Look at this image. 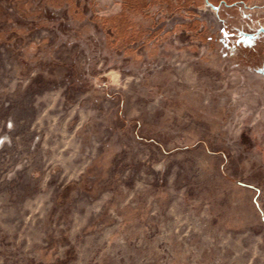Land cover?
<instances>
[{"label": "rangeland", "instance_id": "rangeland-1", "mask_svg": "<svg viewBox=\"0 0 264 264\" xmlns=\"http://www.w3.org/2000/svg\"><path fill=\"white\" fill-rule=\"evenodd\" d=\"M35 2L0 0V264H264V65L206 5L218 42L162 16L128 58Z\"/></svg>", "mask_w": 264, "mask_h": 264}, {"label": "trees", "instance_id": "trees-1", "mask_svg": "<svg viewBox=\"0 0 264 264\" xmlns=\"http://www.w3.org/2000/svg\"><path fill=\"white\" fill-rule=\"evenodd\" d=\"M207 2L211 6H219L221 3L232 5L237 0ZM33 6L38 9L67 6L69 16L75 22L88 20L93 23L109 43V50L124 52L128 58L149 51L168 34L160 20L162 16L171 15L189 21L176 25V34L200 36L203 43L207 40L206 30L199 35V25L195 20L199 0H38Z\"/></svg>", "mask_w": 264, "mask_h": 264}, {"label": "flooded vegetation", "instance_id": "flooded-vegetation-1", "mask_svg": "<svg viewBox=\"0 0 264 264\" xmlns=\"http://www.w3.org/2000/svg\"><path fill=\"white\" fill-rule=\"evenodd\" d=\"M255 1L237 0L232 5L221 3L219 6H213L218 8L217 12L212 10L223 27L220 35L227 41L226 55L248 70L251 66L259 69L264 65V59H260L264 57V49H261V46H264V5L253 4ZM261 1L264 3V0ZM203 6H205V0H199V8ZM166 17L179 18L171 15ZM196 22L199 23L200 35L207 29L203 27L202 21L196 20ZM199 39H201L200 36ZM212 39L219 41L217 36L209 37L206 43L211 42ZM260 61L263 62L259 64Z\"/></svg>", "mask_w": 264, "mask_h": 264}, {"label": "built area", "instance_id": "built-area-1", "mask_svg": "<svg viewBox=\"0 0 264 264\" xmlns=\"http://www.w3.org/2000/svg\"><path fill=\"white\" fill-rule=\"evenodd\" d=\"M6 106L9 105V102L5 103ZM15 123L12 118L8 117L4 122V130L3 133L0 135V153L5 151L6 149L10 148L12 145V133L15 130ZM40 140V135H34L30 142V149L34 150L36 145Z\"/></svg>", "mask_w": 264, "mask_h": 264}, {"label": "water", "instance_id": "water-1", "mask_svg": "<svg viewBox=\"0 0 264 264\" xmlns=\"http://www.w3.org/2000/svg\"><path fill=\"white\" fill-rule=\"evenodd\" d=\"M205 5L207 6V7H210L213 11H215V12H217V10H218V8L217 7H213V6H211L208 2H207V0H205Z\"/></svg>", "mask_w": 264, "mask_h": 264}, {"label": "crops", "instance_id": "crops-1", "mask_svg": "<svg viewBox=\"0 0 264 264\" xmlns=\"http://www.w3.org/2000/svg\"><path fill=\"white\" fill-rule=\"evenodd\" d=\"M253 4H256V5H264V3L261 1V0H256ZM35 6H33L32 8H30V10H34L35 8H34Z\"/></svg>", "mask_w": 264, "mask_h": 264}]
</instances>
